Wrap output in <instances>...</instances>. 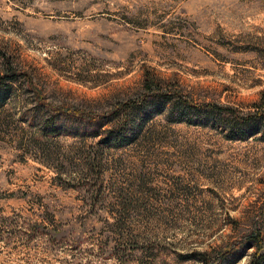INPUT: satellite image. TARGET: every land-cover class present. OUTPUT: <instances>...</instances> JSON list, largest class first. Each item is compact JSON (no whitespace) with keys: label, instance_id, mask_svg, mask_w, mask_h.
<instances>
[{"label":"rangeland","instance_id":"374dc122","mask_svg":"<svg viewBox=\"0 0 264 264\" xmlns=\"http://www.w3.org/2000/svg\"><path fill=\"white\" fill-rule=\"evenodd\" d=\"M6 60L0 264H264V0H0Z\"/></svg>","mask_w":264,"mask_h":264},{"label":"trees","instance_id":"16d2710c","mask_svg":"<svg viewBox=\"0 0 264 264\" xmlns=\"http://www.w3.org/2000/svg\"><path fill=\"white\" fill-rule=\"evenodd\" d=\"M17 76V72L14 68H12L10 66V63L6 60V62H4L3 64V68L1 67L0 68V86L1 84H3V82H5L4 80H7L8 82L9 81H13L15 80ZM143 90L146 91V93L143 94V96L141 97V99H138V100H129L127 102H124L123 104H120L119 107H117V109H113L111 113H109V115H107V117L109 118H112L114 120V118H116L120 111L123 109L124 111L126 110H131L133 107H138V105H140L141 103H143L148 94H153V95H157V96H160L161 95V91L159 89V84L157 82V79L155 77V75L153 74H150L148 71L145 72L144 74V87H143ZM177 98L178 100H180V102L185 105V107L187 108H191V106H193L189 101H187L184 97H182L181 95L177 94ZM169 98H167L165 100V102H169L168 100ZM264 99V93H263V96L261 97V100ZM263 103L259 106V109L260 108H263L264 106V100L262 101ZM207 106H210L211 109H215V110H219V111H224V112H232V109L230 108H223V107H220V106H217V105H214V104H210V105H207ZM173 109H175V105L173 104ZM122 110V111H123ZM257 114V113H255ZM259 115L258 116H263L264 115V112L261 110L259 111L258 113ZM115 115V117H114ZM103 117V116H102ZM242 120H251L253 119L254 120V115L253 117L250 116H246V117H240ZM170 121L172 122H180V120H173L171 119ZM51 122V121H49ZM47 121V123H49ZM50 127V126H49ZM51 131L53 130V127L51 126ZM48 128V129H50ZM123 134V131H120L119 128L116 127V125H114L113 127L111 126L109 129H107V132H106V137L104 138V143L110 147V148H116L118 146H124V145H128L129 142L131 141L130 137H125ZM235 139H238V138H235ZM254 245L257 247V250L260 252V250L262 249L263 245H262V241H261V238H260V235H253L251 236ZM227 252H230L228 250H225V251H219L218 254H217V261L214 260L215 264H219L218 263V259L219 258H224L225 255L227 254ZM258 252V253H259ZM258 253L256 251V255H254V258H252V260L247 263V264H261V256H258ZM197 255L199 256L198 259H200V261L203 263V264H207V254L203 253V252H198Z\"/></svg>","mask_w":264,"mask_h":264}]
</instances>
